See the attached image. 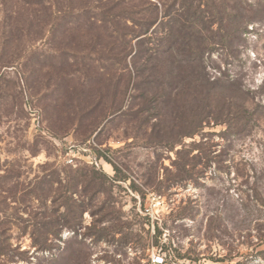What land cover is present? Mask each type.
I'll return each mask as SVG.
<instances>
[{
  "label": "rangeland",
  "instance_id": "1",
  "mask_svg": "<svg viewBox=\"0 0 264 264\" xmlns=\"http://www.w3.org/2000/svg\"><path fill=\"white\" fill-rule=\"evenodd\" d=\"M174 1L50 0L56 14L37 27L31 49L20 32L2 46L0 243L27 255L15 253L12 263L0 257V264H264V19L247 28L231 59L221 47L211 48L209 76L237 81L231 125L206 121L194 138L166 149L152 135L154 91L146 82L157 37L147 43L142 36L136 46L132 34L155 18L152 30L175 29L157 26ZM12 2L6 22L0 3L1 45L10 39L1 37V25L22 27L26 16L20 15L32 12L9 9ZM175 11L183 15L177 4ZM127 16L135 23L124 22ZM242 103L252 111L248 123ZM168 106L172 113V101ZM215 106L220 120L226 109ZM77 171L112 182L99 189L100 180L97 186L73 181ZM40 190L46 201L34 200ZM64 197L83 206L80 219L67 215ZM105 210L110 221L97 223ZM44 223L57 234L50 254L35 253L28 235ZM154 236L166 253L151 246Z\"/></svg>",
  "mask_w": 264,
  "mask_h": 264
},
{
  "label": "trees",
  "instance_id": "2",
  "mask_svg": "<svg viewBox=\"0 0 264 264\" xmlns=\"http://www.w3.org/2000/svg\"><path fill=\"white\" fill-rule=\"evenodd\" d=\"M9 1L12 2L13 0L0 1L2 22H6L5 18H11V15L14 14L6 9ZM49 4L50 0H17L16 5L12 2V6L9 9H16L22 6L26 11L32 10V12L30 14L24 13L20 15L26 16H24V20L26 21L22 23V27L17 24V26L14 27L15 29L11 27V29L7 31L5 26L3 24L1 25L3 29L1 37L5 38L8 35L10 39L4 40L3 42L1 41L3 44H0V63L4 62L2 51H4L5 48L2 46L5 45L6 42H12L13 35H19V32L22 34L25 33L26 37L30 39L31 43L29 48L31 49L33 46V41L31 40L36 35L35 30H37V27H41L48 18L49 20L53 19V15L56 14V12L48 6ZM176 4L179 5L181 9L183 8V15L181 14L178 16L176 11L172 14L171 9ZM41 5L43 7H41ZM38 7H41V9ZM151 7L154 11H157V6L152 5ZM17 11L21 10H16V14L18 15ZM21 13L22 12L19 14ZM6 14L9 16L7 17ZM206 15L208 19H205ZM126 19L127 20H124V22L129 21L135 23L131 16H127ZM262 19H264V0H180V2L175 0L172 6L167 8L164 6L163 20L157 25L173 24V26H176L175 29L171 28L168 32H164L161 26L160 28L152 30L158 23L157 18H155L150 20V22L148 21L144 26H140L137 32L134 31L132 40L145 36V39H147L146 42L148 43L152 35L157 37L154 38V42L155 46L158 48L150 50L151 53H149L148 63L146 64V82L149 88L154 91L151 116L153 117L152 119L155 120V124L151 128L153 130L152 135H160L166 149L171 147L175 148L178 145L182 146L183 140L186 138H194L200 130H202V125L206 121L213 119L215 124L220 121V123L225 126L231 125L230 123L233 121V115L229 112V99L232 97V93H234V85L237 81L234 78H225L221 72L218 77L209 76L208 69L211 68L209 64L210 62H214L210 58L211 48L215 46L221 47L223 50H226L227 59H231L230 55H232L233 49L237 46V41L241 40L248 32L247 28L257 24L258 21ZM41 29H43V27H41ZM52 31L53 34H57V32L60 31V27H56L55 32L54 30ZM176 35L180 36L178 38V43L173 41L176 39ZM129 37H131V34ZM141 40L142 39L137 40L136 46L140 45ZM61 50H63V48L57 51ZM165 57L167 59H173V62H171V60L168 62ZM162 61L163 64L161 65ZM165 61L168 69L165 68ZM223 61L224 60H218L221 64L224 63ZM162 66L164 69H162ZM171 66L174 67L172 70L170 69ZM189 69L194 70V79L192 82L188 75ZM176 76L180 81H183L180 87L175 84ZM187 80L188 83H184V81ZM155 92H157V94H155ZM168 101H172L175 107L172 113H170L171 110L169 109ZM220 102L224 110L226 109V115L219 120L215 117L216 114H214L218 113V111L215 112L214 110L217 108L215 104ZM240 107L241 114L244 117L243 120L248 123L252 111L245 103H242ZM177 158L181 159L180 156ZM182 163L184 164H182L181 167L184 170L187 162L182 160ZM96 175L97 174L94 172L89 175L77 171L75 176H73V181L97 186V181L100 180L99 189H102L105 183L109 184V181L110 183L112 182L104 176H102V178H97ZM45 181L47 185H51L55 180H51L50 177L47 180L46 177L43 179V182ZM40 192L34 196V200L38 202L43 200L46 201V199H48L47 192L42 193V190H40ZM96 193L102 192L99 190L98 192L96 191ZM259 200L262 202L260 196ZM61 203L63 207L67 208V215L72 219L75 217L80 219L85 211L81 204H70L71 200L68 197H64ZM108 213L111 214V212L107 210L100 211L97 223H104V221L109 222L110 220H107L109 216ZM31 225L36 227L33 224ZM94 232L99 233L98 231ZM28 235L31 239V248L35 249V253L50 254V252L53 251V242L56 241L57 234L51 227V223H44L40 228H33ZM93 237L97 238L98 236L93 234ZM108 237H111V235L102 236L101 239H109ZM151 246H155L160 253H166L168 251L166 245L161 244L155 236L154 239H152ZM15 253L16 257L18 256L19 258L27 255V252H19V248L12 249L7 242L0 243V257L7 259V263L14 262ZM161 263H164V261L161 260Z\"/></svg>",
  "mask_w": 264,
  "mask_h": 264
},
{
  "label": "built area",
  "instance_id": "3",
  "mask_svg": "<svg viewBox=\"0 0 264 264\" xmlns=\"http://www.w3.org/2000/svg\"><path fill=\"white\" fill-rule=\"evenodd\" d=\"M66 162V164H70V165H72L73 164V159H69V160H66L65 161ZM92 165H95L96 167H98V162H97V160L96 159H93V161L92 162H90ZM156 261H160V263H161V259H159V258H156V257H153V262L154 263H156Z\"/></svg>",
  "mask_w": 264,
  "mask_h": 264
}]
</instances>
